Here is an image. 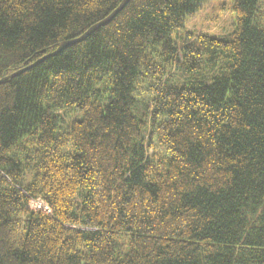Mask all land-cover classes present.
<instances>
[{"label": "trees", "instance_id": "1", "mask_svg": "<svg viewBox=\"0 0 264 264\" xmlns=\"http://www.w3.org/2000/svg\"><path fill=\"white\" fill-rule=\"evenodd\" d=\"M125 0H0V80ZM131 0L0 85V264H264V0Z\"/></svg>", "mask_w": 264, "mask_h": 264}, {"label": "rangeland", "instance_id": "2", "mask_svg": "<svg viewBox=\"0 0 264 264\" xmlns=\"http://www.w3.org/2000/svg\"><path fill=\"white\" fill-rule=\"evenodd\" d=\"M231 10V0H210L194 16L185 19L183 29L174 39L180 44L178 36L191 39L188 35L207 34L218 39L228 38L235 29V17Z\"/></svg>", "mask_w": 264, "mask_h": 264}, {"label": "water", "instance_id": "3", "mask_svg": "<svg viewBox=\"0 0 264 264\" xmlns=\"http://www.w3.org/2000/svg\"><path fill=\"white\" fill-rule=\"evenodd\" d=\"M130 1L131 0H125L123 2V4L110 15V17H108L105 21H103V22L97 24L96 26H94L92 29H90L88 32H86L80 38L65 43L64 45L60 46L56 51H54L53 53H50L49 55L45 56L43 59L39 60L35 64L30 65V66H28V67H26L24 69L16 71V72H14V73L2 78L0 80V85L4 84L5 82H9V81L13 80L14 78L18 77L19 75H21V74H23L25 72L30 71L31 69L36 67L38 64L43 63L47 59H49L51 57H54V56H58L59 54H61L63 52V50H65V49H67V48H69L71 46H74L76 44L84 42L92 33L96 32L98 29H100L102 27H105L108 24H110L115 19V17L127 7V5L129 4Z\"/></svg>", "mask_w": 264, "mask_h": 264}]
</instances>
